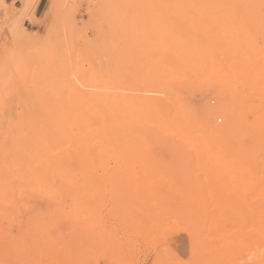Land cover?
Returning <instances> with one entry per match:
<instances>
[{
  "label": "bare ground",
  "instance_id": "6f19581e",
  "mask_svg": "<svg viewBox=\"0 0 264 264\" xmlns=\"http://www.w3.org/2000/svg\"><path fill=\"white\" fill-rule=\"evenodd\" d=\"M179 1L167 5L171 12L163 22L165 35L151 37L163 43L151 45L161 51L152 59L146 92L127 94L131 89L126 87L130 90L124 94L107 83L100 86L102 75L91 76L104 96L89 105L63 102L66 114L51 118L46 126L50 135L44 130L30 138L28 147L38 148L31 161L8 164L9 178L0 191V264H99L107 250L114 255L107 264L120 263L119 247H110L111 233L105 246L98 215L109 187L105 181L110 194L129 183L134 201L168 196L172 187L175 191L177 183L168 184L170 176L174 181L180 176L172 168L175 163L198 162L228 183L226 191L238 198L247 191H237L233 184L251 183L247 178L255 167L261 166L264 179V42L223 4ZM214 6L229 8V15ZM178 80L205 92V105L194 106L185 94L189 88L177 85ZM159 146L168 158L155 154ZM110 162L118 165L115 171L106 168ZM180 172L188 181L191 171ZM131 209L132 204L124 213L118 204V212L130 221Z\"/></svg>",
  "mask_w": 264,
  "mask_h": 264
},
{
  "label": "rangeland",
  "instance_id": "374dc122",
  "mask_svg": "<svg viewBox=\"0 0 264 264\" xmlns=\"http://www.w3.org/2000/svg\"><path fill=\"white\" fill-rule=\"evenodd\" d=\"M38 1L0 0V191L9 178L8 164L31 161L37 153L38 148L28 147L30 138L44 130L50 135L52 129L46 126L52 124L51 118L66 114L63 102L74 99L89 105L104 96L90 82L91 76L102 75L97 82L100 86L107 83L124 94L130 89L127 94L146 92L152 59L157 60L161 51L151 45L163 43L152 38L165 35L163 22L171 12L167 8L171 0H47L46 13L36 19ZM212 2L236 11L234 17L243 18L250 34L264 42V0ZM214 7L224 17L229 15V8ZM118 84L122 88L115 87ZM176 84L189 88L185 94L194 106L207 102L209 96L192 89L189 82L178 80ZM154 151L169 157L160 146ZM106 168L115 171L118 165L110 162ZM172 168L180 176L175 181L169 177L168 184L177 183V189L172 187L168 196L146 195L132 201L129 183L110 194L111 186L104 182L109 187L98 215L107 235L105 246L111 233L110 247L116 251L119 247L118 264L122 260L132 264H264L261 166L248 176V185L233 184L239 187L237 191H247L244 198L227 192L228 183L206 173L196 161L189 166L175 163ZM182 170L191 171L188 181L182 179ZM181 185L191 193L186 195ZM118 204L128 214L132 204L134 220L122 216ZM143 223L146 226L141 231ZM112 254L107 250L99 264L114 262Z\"/></svg>",
  "mask_w": 264,
  "mask_h": 264
},
{
  "label": "crops",
  "instance_id": "0c3cea01",
  "mask_svg": "<svg viewBox=\"0 0 264 264\" xmlns=\"http://www.w3.org/2000/svg\"><path fill=\"white\" fill-rule=\"evenodd\" d=\"M48 9V1L47 0H39L35 5V17L36 19H40L42 15L46 13Z\"/></svg>",
  "mask_w": 264,
  "mask_h": 264
}]
</instances>
